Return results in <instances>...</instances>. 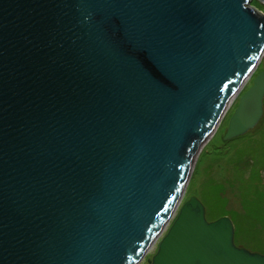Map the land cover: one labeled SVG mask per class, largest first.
<instances>
[{
	"label": "water",
	"instance_id": "95a60500",
	"mask_svg": "<svg viewBox=\"0 0 264 264\" xmlns=\"http://www.w3.org/2000/svg\"><path fill=\"white\" fill-rule=\"evenodd\" d=\"M254 1L0 0V264H264L185 201L264 116Z\"/></svg>",
	"mask_w": 264,
	"mask_h": 264
},
{
	"label": "rangeland",
	"instance_id": "374dc122",
	"mask_svg": "<svg viewBox=\"0 0 264 264\" xmlns=\"http://www.w3.org/2000/svg\"><path fill=\"white\" fill-rule=\"evenodd\" d=\"M258 4L262 11H264V5L261 2ZM264 70V66L262 67ZM252 85V82L246 86V90ZM239 104V98L232 104L225 120L221 124V127L213 139L208 143L209 147L203 150L197 163L195 173L193 175V185L188 191L185 201L190 199L191 196L201 192V186L206 178L207 172L212 169V173L221 181H226L231 175V167L229 160L232 159L236 152V147L238 148L243 142H248L253 145L263 146L262 153H264V133L263 131L257 134V130L264 126V118L262 119L259 126L251 131L249 135L254 136L250 141L243 140L239 141V138L232 140L229 144L224 141V136L229 127L230 117L233 115L235 108ZM234 141V142H233ZM255 147V146H254ZM256 148V147H255ZM264 175V169H263ZM210 181H207L209 183ZM257 190L253 187H248L244 194L241 189L238 188L232 190L229 188L227 196L230 198V208L234 210L231 212L230 216L234 220L236 226V243L240 247L247 248L253 252H259L264 254V189ZM240 194V195H239ZM210 197V196H208ZM207 207V218L209 221H213L217 218L222 210L221 204L217 201V205H212L209 199L206 201ZM155 246L150 254L141 262V264H149L148 259L153 257Z\"/></svg>",
	"mask_w": 264,
	"mask_h": 264
},
{
	"label": "trees",
	"instance_id": "16d2710c",
	"mask_svg": "<svg viewBox=\"0 0 264 264\" xmlns=\"http://www.w3.org/2000/svg\"><path fill=\"white\" fill-rule=\"evenodd\" d=\"M257 2V0L254 1V4ZM263 66L264 60L262 63V67ZM262 131L264 133V126L256 131V135L258 136V134ZM253 137L254 136L251 135L248 136V134L245 136H240L238 137V142L247 140V138L248 141H250ZM230 142L231 141H225L226 144H229ZM247 143L248 142H243L238 148L236 147L234 156L229 160L231 167V175L228 177L229 179L226 178V181L219 180L216 175L212 173V169H210L207 172L206 178L201 186V192L198 194V196L204 203H206V201L209 199V202L214 206L217 205V201L219 204H221L222 210L220 211V214L217 216V218L224 215H230L234 210L233 208H230V198L227 196L226 192L229 188H232V190L238 188L239 191L242 189L241 192L244 194L248 193L246 191L248 187H253L260 191H262L261 189H264V153H262L263 151L261 148L263 146L253 145L251 143L248 145ZM206 147L208 148L209 144ZM193 179L191 181L189 190L193 185ZM207 181L210 182L207 183Z\"/></svg>",
	"mask_w": 264,
	"mask_h": 264
}]
</instances>
